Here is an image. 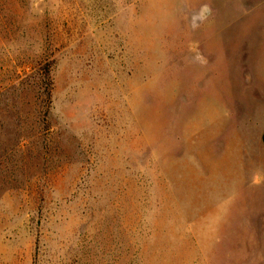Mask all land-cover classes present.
<instances>
[{
  "label": "rangeland",
  "instance_id": "obj_1",
  "mask_svg": "<svg viewBox=\"0 0 264 264\" xmlns=\"http://www.w3.org/2000/svg\"><path fill=\"white\" fill-rule=\"evenodd\" d=\"M264 0H0V264H264Z\"/></svg>",
  "mask_w": 264,
  "mask_h": 264
},
{
  "label": "water",
  "instance_id": "obj_2",
  "mask_svg": "<svg viewBox=\"0 0 264 264\" xmlns=\"http://www.w3.org/2000/svg\"><path fill=\"white\" fill-rule=\"evenodd\" d=\"M262 142H263V144H264V134H263V136H262Z\"/></svg>",
  "mask_w": 264,
  "mask_h": 264
}]
</instances>
